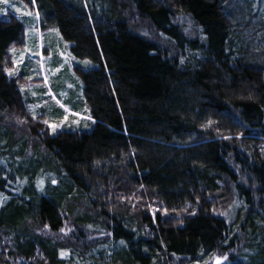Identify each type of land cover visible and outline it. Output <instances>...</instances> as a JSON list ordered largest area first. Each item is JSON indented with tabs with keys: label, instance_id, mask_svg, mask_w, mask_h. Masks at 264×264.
I'll use <instances>...</instances> for the list:
<instances>
[{
	"label": "trees",
	"instance_id": "16d2710c",
	"mask_svg": "<svg viewBox=\"0 0 264 264\" xmlns=\"http://www.w3.org/2000/svg\"><path fill=\"white\" fill-rule=\"evenodd\" d=\"M23 1L96 64L74 67L96 123L52 135L30 113L7 74L24 24L0 16V264H264L259 4Z\"/></svg>",
	"mask_w": 264,
	"mask_h": 264
},
{
	"label": "rangeland",
	"instance_id": "374dc122",
	"mask_svg": "<svg viewBox=\"0 0 264 264\" xmlns=\"http://www.w3.org/2000/svg\"><path fill=\"white\" fill-rule=\"evenodd\" d=\"M258 4L260 13L264 14V0H252L253 7ZM12 15L18 16L24 24V43L10 49L13 65L7 69V74L26 77L27 81L21 86V92L27 109L34 117L43 116L52 135L63 130L90 131L96 121L86 102L83 82L74 67L78 65L87 69L96 67V64L89 59L74 56L70 51L71 42L63 38L57 27L41 25L36 3L28 4L23 0L0 3V16L7 19ZM181 23L186 33L196 34L197 27L189 17H182ZM17 150H21L20 147ZM15 157V165L22 172H31V166L25 167L22 164L23 156L15 154ZM25 157L38 161L40 153L30 148ZM49 174L51 173L44 175L53 177ZM238 210L236 205L229 212L228 218L231 221L236 219ZM104 247L109 248L108 245ZM211 261L215 264H227L230 260L229 255L220 254L213 255ZM82 263L74 259L70 264Z\"/></svg>",
	"mask_w": 264,
	"mask_h": 264
},
{
	"label": "snow or ice",
	"instance_id": "6c2138e0",
	"mask_svg": "<svg viewBox=\"0 0 264 264\" xmlns=\"http://www.w3.org/2000/svg\"><path fill=\"white\" fill-rule=\"evenodd\" d=\"M34 2V0H33ZM0 3H3V4H8V0H0ZM67 117H65L66 119ZM45 123H47V121H45ZM53 128L55 127L54 125L52 126Z\"/></svg>",
	"mask_w": 264,
	"mask_h": 264
}]
</instances>
